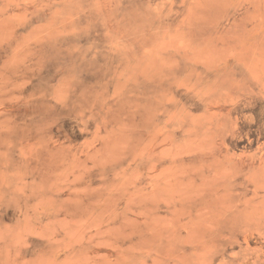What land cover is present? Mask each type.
I'll list each match as a JSON object with an SVG mask.
<instances>
[{
    "label": "rangeland",
    "instance_id": "1",
    "mask_svg": "<svg viewBox=\"0 0 264 264\" xmlns=\"http://www.w3.org/2000/svg\"><path fill=\"white\" fill-rule=\"evenodd\" d=\"M0 264H264V0H0Z\"/></svg>",
    "mask_w": 264,
    "mask_h": 264
}]
</instances>
